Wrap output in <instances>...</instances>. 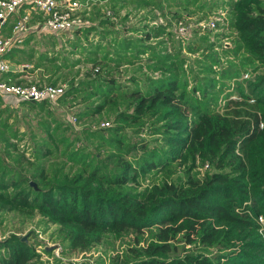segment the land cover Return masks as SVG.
I'll use <instances>...</instances> for the list:
<instances>
[{"label": "trees", "instance_id": "obj_1", "mask_svg": "<svg viewBox=\"0 0 264 264\" xmlns=\"http://www.w3.org/2000/svg\"><path fill=\"white\" fill-rule=\"evenodd\" d=\"M102 1L65 50L23 51L38 82L76 67L54 100L79 128L49 100L20 99L25 130L0 106V217L34 211L59 244L3 233L0 264H264V0ZM123 234L124 251L63 260Z\"/></svg>", "mask_w": 264, "mask_h": 264}, {"label": "rangeland", "instance_id": "obj_2", "mask_svg": "<svg viewBox=\"0 0 264 264\" xmlns=\"http://www.w3.org/2000/svg\"><path fill=\"white\" fill-rule=\"evenodd\" d=\"M132 11V5H130ZM131 11V12H132ZM32 15L31 22L42 19L41 14L39 12H31ZM88 15V13H87ZM86 15V16H87ZM126 24L131 23L132 21H123ZM122 23V20L120 21ZM190 26H193L192 23ZM189 26V27H190ZM190 29V28H189ZM71 30H66L62 32H58L55 35H52L46 31H33L31 33V38L29 39V44L32 46H36L38 50L47 49V50H63V45L65 43V38L70 36ZM74 55H70L69 58H73ZM80 69L85 67L84 64L77 65ZM76 67H72L70 69H65L61 72L62 75L56 80L57 83H61L63 86L66 85L67 79L70 77L71 73ZM260 70L255 72L254 75L259 74ZM49 72L46 73L45 77L48 78ZM26 80L33 81V79H37V75L33 77L26 76ZM55 76H51V80L54 79ZM254 77V76H253ZM253 77L251 79H253ZM46 80V79H45ZM49 82V81H48ZM7 106L5 107V113L10 111L12 114L16 113V121L19 124L20 130H25L26 128L31 127V125L35 122V117L33 116L34 111L29 109L26 104H24L20 99H17L12 96H1L0 106ZM50 107L54 112L57 113L66 123L70 124L73 128L77 129L81 125L82 122L76 121L74 119V113L76 109L79 108V105H72L68 106L66 104L61 103L58 100H53L51 102ZM33 126V125H32ZM39 217V214L34 213V211H30L25 208H21L18 212L16 211H8L5 216L0 217V239L4 235L8 234L10 231H15L16 234L22 235L26 237H30L35 242H40L41 245L53 247V252L55 254L59 253V244L56 241H52L48 238V231L47 233H43L40 231V227L36 225V220ZM258 222L260 227L256 230L258 234V238L264 242V214L259 216ZM50 229L52 227L51 224ZM14 229V230H13ZM16 229V230H15ZM2 230H4L2 232ZM35 234V235H34ZM29 239V240H30ZM131 243V235L130 234H123L120 237L112 238L111 243H100V244H93L90 248L86 251H82L74 256H70L68 258L63 257V260H71L74 262L80 261H88L90 262L91 259L96 258L99 255L107 256L114 254L115 252L124 251L127 243ZM37 250L39 249L38 245ZM264 256V252L262 253ZM46 257L43 256L42 259L44 260Z\"/></svg>", "mask_w": 264, "mask_h": 264}, {"label": "built area", "instance_id": "obj_3", "mask_svg": "<svg viewBox=\"0 0 264 264\" xmlns=\"http://www.w3.org/2000/svg\"><path fill=\"white\" fill-rule=\"evenodd\" d=\"M92 3L93 0H0V94L13 96L17 99L53 101L64 88L61 83L52 84L37 80L17 83L4 80L2 73L10 68L4 54L12 45L21 40V33L27 28L26 21L30 12L41 14L42 19L39 22L41 29L56 34L88 23L84 14ZM22 6L27 7L28 10L18 15L12 22L10 33L3 35L1 33L2 25ZM105 14H109V11L106 10ZM222 14V12L220 15L215 14L211 19L200 21L198 24L211 28L214 26L215 20L222 21ZM190 25L191 22L184 24L182 20H178L175 25L176 31L186 34ZM107 124L108 121L100 122L101 126Z\"/></svg>", "mask_w": 264, "mask_h": 264}, {"label": "crops", "instance_id": "obj_4", "mask_svg": "<svg viewBox=\"0 0 264 264\" xmlns=\"http://www.w3.org/2000/svg\"><path fill=\"white\" fill-rule=\"evenodd\" d=\"M104 2H105V0L102 1V3H104ZM27 10H28L27 7L22 6L18 10V12H16L12 16H10L5 21V23L2 25L1 33L3 35L9 34L11 31V25H12L13 20H15V18L18 15L23 14ZM30 13H29L27 21H26V27L27 28L21 33L22 34L21 40L18 43L11 46L12 50H10V48H9L4 54V57L8 60L9 65H10V68L8 70L10 71L11 76H4L3 75L4 72L7 71L6 70L2 73V78L4 79V77H7V80L11 81V82H25V81H28V80H26V78H27L26 76L33 77L36 75H37V79H33V80L40 81L42 79L43 81H45V79H47L45 77L47 72L41 73L42 66L32 67L33 66V59H27V57L24 56V54H25V52L29 51L32 53V57L35 58L39 52L47 51L50 54V52L56 51V50H47V49L38 50V48L36 46H32L29 44V39L31 38L30 35L33 31H40L41 30V31L49 32L52 35H55V33H52L50 31H47V30L40 28L39 22L41 19H38V20L31 22L30 20L32 18V15ZM65 40H66V38H65ZM64 45H65V43H64ZM64 45H63V50L66 49V47ZM23 51H25V52H23Z\"/></svg>", "mask_w": 264, "mask_h": 264}]
</instances>
